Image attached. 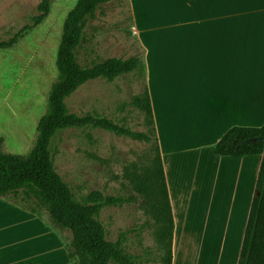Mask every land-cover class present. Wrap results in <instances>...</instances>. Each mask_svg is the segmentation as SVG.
I'll return each instance as SVG.
<instances>
[{
    "label": "crops",
    "instance_id": "1",
    "mask_svg": "<svg viewBox=\"0 0 264 264\" xmlns=\"http://www.w3.org/2000/svg\"><path fill=\"white\" fill-rule=\"evenodd\" d=\"M129 2L175 220L173 264H238L263 156L222 157L215 146L234 127L264 126V0ZM218 207L227 214L221 238L209 234ZM11 210L20 226L4 218L3 231L14 224L18 234L27 219L40 231L38 252L56 254L50 229Z\"/></svg>",
    "mask_w": 264,
    "mask_h": 264
},
{
    "label": "rangeland",
    "instance_id": "2",
    "mask_svg": "<svg viewBox=\"0 0 264 264\" xmlns=\"http://www.w3.org/2000/svg\"><path fill=\"white\" fill-rule=\"evenodd\" d=\"M40 3L41 0H0V40H8L23 27L32 25L39 16ZM76 3L77 0H52L51 12L44 22L16 48L0 52V137L4 140L6 152L26 154L34 145L38 121L47 110L48 93L57 79L55 62L64 21ZM85 32L86 42L79 52L81 62L137 57L144 63V49L138 39L129 0L102 4L96 17L89 20ZM146 87L145 74L135 70L112 82L90 80L66 103L69 112L75 116L98 113L132 131H146L144 114L131 104ZM153 155V142L147 144L105 130L71 129L56 140L54 164L58 174L79 195L98 191L106 196L134 197L123 208L103 210L101 221L109 233V240L116 241L119 232L130 231V251L156 258V222L143 208L146 200L133 190L124 176L126 169L143 173ZM222 168V177H225L228 168ZM224 184H220V191ZM229 198H233V192ZM11 208L24 211L11 201L0 198V264H74L65 247L72 239L71 232L53 230L47 215L43 219L35 218L58 238V250L51 256L50 251L38 252L35 240L40 231L27 226V219L19 220L26 228L21 232L16 229L18 234L16 231L10 234L14 224L10 225V231L8 228L7 232L3 231L4 218H10L8 221L16 223L15 227L20 226L17 224L19 217L14 218L16 213ZM223 211L218 207L210 236L220 238V231L224 225L226 227L227 214ZM7 234L9 238L5 240ZM204 236L206 233L199 232L196 239ZM203 247L206 248L207 243ZM52 248L56 249L55 245L47 250ZM216 249L219 251V246Z\"/></svg>",
    "mask_w": 264,
    "mask_h": 264
},
{
    "label": "trees",
    "instance_id": "3",
    "mask_svg": "<svg viewBox=\"0 0 264 264\" xmlns=\"http://www.w3.org/2000/svg\"><path fill=\"white\" fill-rule=\"evenodd\" d=\"M110 1L77 0L68 12L56 54L57 79L49 90L47 110L38 123L32 149L26 154L6 152L0 137V198L39 219L47 215L48 224L55 231L71 232L72 239L65 247L74 264H173L175 220L147 87L131 103L144 114L146 131H132L98 113L75 116L66 103L90 80L112 82L135 70L145 74V64L137 57L80 60L79 52L86 42L85 28L89 20L96 17L102 4ZM51 7L52 0H41L39 16L34 23L23 27L10 39L0 40V51L16 47L48 18ZM71 129L105 130L147 144L153 142L154 155L143 173L126 169L124 176L133 190L146 200L143 208L156 222V258L130 251V231L119 232L116 241L109 240V233L101 221L103 210L123 208L134 197L106 196L98 191L79 195L56 171V140ZM215 153L235 158L263 156L238 264H264V126L230 129L216 144Z\"/></svg>",
    "mask_w": 264,
    "mask_h": 264
},
{
    "label": "bare ground",
    "instance_id": "4",
    "mask_svg": "<svg viewBox=\"0 0 264 264\" xmlns=\"http://www.w3.org/2000/svg\"><path fill=\"white\" fill-rule=\"evenodd\" d=\"M238 214L237 215H235V217H236V219H237V222H238V219H239V217H240V214H239V212H237ZM243 215V214H242ZM233 221V220H232ZM226 222H227V220H225L224 221V224H226ZM235 224H236V222H235ZM225 227V226H224ZM223 227V228H224ZM222 228V229H223ZM220 233H221V231H220ZM234 236V235H233ZM233 236H231V238L233 237ZM221 238V237H220ZM227 238V237H226ZM225 240V239H224ZM221 241V240H220ZM232 242H231V244H229V250L231 249V248H233V243H234V241H233V239L231 240ZM220 242H218L217 244H216V247H218L217 245L219 244ZM226 243V242H225ZM226 245V244H225ZM220 247V246H219ZM228 247V246H227Z\"/></svg>",
    "mask_w": 264,
    "mask_h": 264
}]
</instances>
